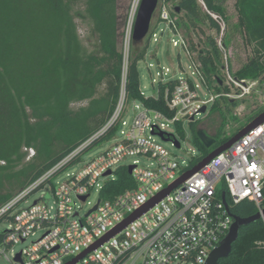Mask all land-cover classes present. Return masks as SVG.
<instances>
[{
	"label": "built area",
	"instance_id": "2783aa9c",
	"mask_svg": "<svg viewBox=\"0 0 264 264\" xmlns=\"http://www.w3.org/2000/svg\"><path fill=\"white\" fill-rule=\"evenodd\" d=\"M141 2L131 1L126 27L129 40L133 37ZM198 2L207 12L203 0ZM172 12L173 7L169 4L160 7L158 23L149 32L150 43H158L160 36L169 32L173 46L182 48L187 54L192 76L198 83L185 77L181 70L178 78H169L170 70L159 65L153 85L166 84L172 79L178 81L173 89L166 87L163 94L166 106L173 115L169 117L140 101H133L134 116L130 121L126 119L129 102L123 88L110 121L95 136L118 126L112 138L115 142L112 147L85 164L77 173L68 175L65 181L58 182L60 174L57 175L53 186L44 189L47 192L45 198L22 208L32 191L91 141L87 142L34 186L0 208V220L9 222L11 228L0 244V256L5 255L11 264H69L74 261L191 170L190 162L180 163L157 140L171 142L174 148L181 149L180 142L174 137L165 141L160 136V133H165L162 131L165 124L158 126L157 121L190 125L207 114L209 107L222 96H227L232 103L258 91L259 79H238L227 65V24L223 17L210 13L220 27V31L214 30L211 35L226 59L211 86L202 72L197 53L191 51L190 40L178 27V17ZM148 67L151 69L153 64ZM200 89L206 91L205 98ZM142 94L147 96L143 90ZM226 94L243 96L235 98ZM157 95L154 97L157 98ZM204 108L205 113L202 112ZM245 109L242 102L235 110L241 114ZM28 151L29 157H33L35 151ZM128 159L133 160L129 165L125 164ZM123 166L128 169L133 167L131 175L135 187L112 199H103V188L116 179L117 169ZM108 172L111 174L106 175ZM94 193L98 194V200L92 203L90 199ZM82 197H87L86 201H82ZM243 201L256 204L257 214H260L264 224V123L76 264H206L235 222L231 207ZM85 206L90 208L83 212ZM96 206L97 209L90 213ZM38 235V239L9 259L7 254L14 246L25 245ZM261 245L264 249V241ZM18 255L20 260H17Z\"/></svg>",
	"mask_w": 264,
	"mask_h": 264
},
{
	"label": "trees",
	"instance_id": "16d2710c",
	"mask_svg": "<svg viewBox=\"0 0 264 264\" xmlns=\"http://www.w3.org/2000/svg\"><path fill=\"white\" fill-rule=\"evenodd\" d=\"M121 0H0V208L23 191L34 186L64 159L91 141L73 159L51 177L44 179L31 193L53 186L54 178L79 163L94 147L112 140L118 126L98 135L110 121L122 89L128 102L140 101L150 109L172 116L163 94L166 87L178 83L172 79L160 83L158 95L142 94L139 63L147 55L150 39L143 48L134 45V53L126 59L119 50V2ZM175 1L172 14L178 27L190 40V49L202 63V72L212 86L221 73L222 55L214 36L202 28L208 20L211 29L220 31L210 13L227 20L221 0ZM82 6L83 10L75 9ZM238 26L246 43L253 46V56L235 74L238 79H264V0H237ZM87 20L90 32L85 44L76 20ZM227 23V21H226ZM195 37L198 39L195 42ZM227 33L225 45L227 47ZM137 47V48H136ZM220 92V90H218ZM226 91L229 89L226 87ZM243 101L229 102L236 109ZM218 101L211 110L215 111ZM80 104L75 108L74 105ZM83 104V105H82ZM210 110V111H211ZM264 110L251 116L238 133ZM232 119L238 121L237 116ZM222 125L211 132L215 138L207 148L198 136L202 121L190 123L192 142L199 154L190 161L196 167L214 149L232 137H222ZM182 123L177 130L184 137ZM35 154L29 157V151ZM135 181L125 166L116 171V179L101 192L112 199L134 188ZM258 212L255 203L243 201L231 207V213L249 218ZM4 219L0 220V224ZM7 232L0 233V244ZM264 224L258 220L240 231L227 259L220 264H264Z\"/></svg>",
	"mask_w": 264,
	"mask_h": 264
},
{
	"label": "rangeland",
	"instance_id": "374dc122",
	"mask_svg": "<svg viewBox=\"0 0 264 264\" xmlns=\"http://www.w3.org/2000/svg\"><path fill=\"white\" fill-rule=\"evenodd\" d=\"M132 0H121L119 2V50L123 52L124 56L128 60L132 53L135 52L136 49L132 48V38H128V34L126 31L127 27V19L131 7ZM201 1V0H198ZM237 0H221V4L225 10V15L227 18V65L232 74H235L243 65H245L248 60L253 56V46L246 43V38L243 31L238 26V13L235 7V3ZM175 1L167 2V0H159V4L157 10L154 14V18L151 23V28L157 25L159 19V11L160 7L163 4L173 5ZM75 9L83 10L82 6H77ZM78 25V30L81 38L85 42V44L90 48V45L87 43V37L89 36L90 32V23L87 20H76ZM202 28L205 30L207 34H213L214 30L211 29L209 21L206 20ZM159 33V31H158ZM172 36L169 32H166L163 36H160V41L155 43L151 41L147 55L143 61L139 63V72H140V80H141V87L144 93L148 97H154L158 94V85H153V79L157 80V72L159 70L158 66L168 68L170 70L169 78H178L180 76V70L183 72L185 77L192 78L195 82L198 83V80L192 76V68L191 62L182 48L174 47L173 44L170 42ZM198 40V39H195ZM147 38L144 42L137 46L138 48H143L146 44ZM129 44V45H127ZM136 47V48H137ZM225 57L222 56V64L225 62ZM149 64H153V67L149 69ZM200 94L205 98L206 91L204 89H200ZM231 97L240 98L242 94H226ZM243 101L246 106L245 111L241 114L237 113L234 107L229 106L230 99L227 96H222V98L218 99L217 107L215 111L211 110L209 107V112L199 118L202 121L201 129H205L211 132H215L218 129L223 121V118L226 120V124L222 129V137H232L241 127L243 124H246L247 121L250 119L251 116L255 115L259 110H264V79L260 81V85L258 91L255 94H248L245 97L243 96L242 99H238V101ZM83 105V104H82ZM134 102H129L128 105V114L126 116L127 120H131L134 116ZM80 104L74 105L75 108L79 107ZM211 110V111H210ZM237 116L238 121L232 119V116ZM164 123L163 132L166 134L172 135L175 139H177L181 144V149H176L172 146L171 142H162L161 139L157 138L159 142H161L164 147H166L174 156L178 158L180 163L182 162H190L191 159L199 154V151L194 146L192 142V134L190 131V125L188 123L184 124L183 126V133L184 137L179 135L177 130V125L169 124L166 121H157L158 126ZM114 141L110 140L104 142L89 152L83 155L81 161L69 168L66 172L60 174L57 178L58 182H63L68 178V175L77 173L82 167L90 162L91 160L95 159L97 156L102 154L104 151L108 150L110 147L114 145ZM30 154V153H29ZM132 159L126 160L125 164L129 165L132 163ZM143 164L146 165L145 160H143ZM47 196V192L40 191L35 194H32L27 203L22 204V208H27L31 206L34 202L41 200ZM98 194L94 193L90 199L92 203L97 202ZM90 207L85 206L83 212H86ZM10 223L3 222L0 224V233L9 231ZM39 238V235L32 240H30L25 245H16L12 250L8 252L9 259L15 257L17 253H19L22 249L27 248L31 241L36 240ZM0 264H11L10 261L5 257V255L0 256Z\"/></svg>",
	"mask_w": 264,
	"mask_h": 264
},
{
	"label": "water",
	"instance_id": "95a60500",
	"mask_svg": "<svg viewBox=\"0 0 264 264\" xmlns=\"http://www.w3.org/2000/svg\"><path fill=\"white\" fill-rule=\"evenodd\" d=\"M159 4V0H142L139 12L137 15V19L134 26L133 31V37L132 41L134 45H141L144 40L148 37L150 29H151V23L154 18V14L157 10ZM203 113L206 112V108L202 110ZM264 123V112L261 113L257 118L252 120L247 126H245L242 130H240L238 133H236L229 141H227L225 144L220 146L219 148L214 149L205 159H203L196 167L191 169L190 171L186 172L177 182H175L173 185H171L169 188H167L163 193H161L159 196H157L154 200H152L150 203H148L146 206L142 207L139 211H137L135 214L130 216L122 225H120L117 229H115L113 232H111L106 238L101 240L99 243L94 245L91 249L81 254L78 258H76L74 261H72L69 264H76L78 261L83 259L88 253L95 250L99 245L116 235L119 231L127 227L131 222H133L136 218H138L140 215L148 211L150 208H152L155 204L160 202L164 197L169 195L174 189L185 183L188 179H190L192 176H194L196 173H198L202 168H204L207 164H209L216 156L220 155L227 149H229L234 143H236L238 140H240L242 137L259 127ZM160 136L165 140L169 141L172 139V135L160 133ZM198 136L202 143L207 148H212L215 144V138L211 137L210 135L206 134L204 130L200 129L198 131ZM176 145L180 147V144L178 141H175ZM133 167L129 168V172L132 173ZM111 172H108L106 175H110ZM87 197H82V201H86ZM98 206L94 208L90 213L95 211ZM234 224L232 225L228 235L221 241L219 247L215 249L211 254L209 259L207 260L206 264H220V260L229 258L233 245L237 242L240 231L243 227H246L258 220H261L260 214H256L249 218H240L234 216ZM17 260H20V255L17 256Z\"/></svg>",
	"mask_w": 264,
	"mask_h": 264
},
{
	"label": "bare ground",
	"instance_id": "6f19581e",
	"mask_svg": "<svg viewBox=\"0 0 264 264\" xmlns=\"http://www.w3.org/2000/svg\"><path fill=\"white\" fill-rule=\"evenodd\" d=\"M127 45H129V44H127Z\"/></svg>",
	"mask_w": 264,
	"mask_h": 264
}]
</instances>
